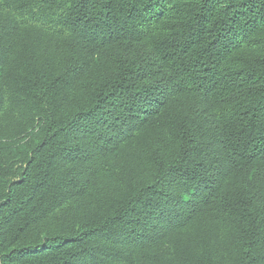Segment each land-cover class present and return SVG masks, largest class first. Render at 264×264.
<instances>
[{
  "label": "trees",
  "instance_id": "obj_1",
  "mask_svg": "<svg viewBox=\"0 0 264 264\" xmlns=\"http://www.w3.org/2000/svg\"><path fill=\"white\" fill-rule=\"evenodd\" d=\"M0 264H264V0H0Z\"/></svg>",
  "mask_w": 264,
  "mask_h": 264
},
{
  "label": "rangeland",
  "instance_id": "obj_2",
  "mask_svg": "<svg viewBox=\"0 0 264 264\" xmlns=\"http://www.w3.org/2000/svg\"><path fill=\"white\" fill-rule=\"evenodd\" d=\"M135 166H136L137 168H141V169H143V170H146L147 164H146V162H145L144 160L139 159V160L136 162Z\"/></svg>",
  "mask_w": 264,
  "mask_h": 264
}]
</instances>
